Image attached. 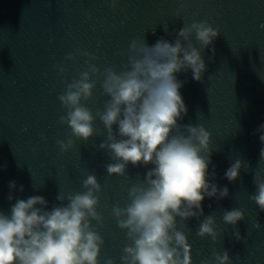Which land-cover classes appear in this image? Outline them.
I'll return each instance as SVG.
<instances>
[{"label": "water", "instance_id": "water-1", "mask_svg": "<svg viewBox=\"0 0 264 264\" xmlns=\"http://www.w3.org/2000/svg\"><path fill=\"white\" fill-rule=\"evenodd\" d=\"M181 3L187 4V10L177 18ZM205 19L221 34L214 44L215 56L211 48L202 53L207 66L202 82L194 80L190 70L177 74L186 81L180 91L188 108V115L178 123L203 124L212 133L217 173L212 182L227 186L230 195L219 201L206 197L202 202L205 216L214 215L222 230L220 244H214L211 237L197 236L195 218L187 221L193 262L210 259L216 248L228 250L234 264H264V212L249 198L256 192L254 170L264 176V160H260L264 145L259 134H252L264 124V28L260 27L264 0H120L115 11L109 0H0V210L10 212L15 203L7 199L10 191L18 199L43 196L50 210L59 203V191H85L82 181L95 174L103 188L98 211L105 217L103 226L93 221L106 241L101 264L105 257L121 264L123 248L130 241L113 218L112 207L127 204L128 188L143 179L148 169L129 165L131 181L109 176L103 165L112 161L105 151L92 147V140H77L75 148L60 151L57 141L66 140L71 130L58 123L66 114L58 100L66 85L54 65L64 63L71 82L87 70L88 57L77 56L75 61L65 57L83 49L99 57L93 63L101 71L107 66L120 71L128 63L133 39L144 36L150 46L161 37L174 43L175 33L184 24ZM101 84L94 89L95 99L86 104L93 113L103 110L108 99ZM94 127L98 132L103 129L98 117ZM102 139L99 135L93 138L97 144ZM236 159H243L245 167L250 163L251 168L242 170L232 183L224 174ZM13 180L16 190L9 189ZM21 184L23 192L19 191ZM33 184L43 185L37 191ZM233 208L245 212L246 219L237 226L246 244L237 241L232 227L223 222V211ZM256 221L261 224L258 229L253 227Z\"/></svg>", "mask_w": 264, "mask_h": 264}, {"label": "clouds", "instance_id": "clouds-1", "mask_svg": "<svg viewBox=\"0 0 264 264\" xmlns=\"http://www.w3.org/2000/svg\"><path fill=\"white\" fill-rule=\"evenodd\" d=\"M119 2L109 0V6L115 11ZM186 10L187 4L181 3L177 18ZM164 27L167 31V26ZM260 27L264 28V24ZM152 31L155 34V28ZM220 34L205 19L184 24L175 33L174 43L161 37L150 46L144 36L133 39L128 63L120 71L114 66L101 71L93 63L99 59L97 55L77 49L65 59L88 57L87 70L71 82L67 79L66 65H54L66 85L58 96L66 114L59 117L58 123L71 130L66 140L57 141L60 151L67 153L75 148L77 140H92V147L105 151L112 161L103 165L109 176L119 175L131 181L129 165L148 169L143 179L128 188L127 204L112 207L113 218L130 241L123 248L121 264H194L187 224L191 218L198 221V237H211L214 244L221 243L223 233L218 230L216 217L205 216L202 202L206 197L222 200L229 197L230 191L227 186L221 188L212 182L217 177L212 161V133L203 124L178 123L188 115V108L180 91L186 81L177 77L190 70L192 78L202 82L207 70L202 53L211 48L215 56L214 44ZM101 81L108 99L103 110L93 113L86 104L95 99L94 89ZM97 117L103 124L99 132L94 127ZM252 134H259L264 145V124ZM97 135L103 137L99 144L93 140ZM41 138L47 139L43 134ZM260 160H264V147ZM250 168V163L245 167L243 159H236L224 178L235 183L241 171L248 172ZM253 183L256 192L249 198L264 212V176L258 169L254 170ZM42 185L33 184V188L38 191ZM82 186L85 189L82 192L59 191L56 197L59 203L50 210L43 196L18 199L10 191L7 199H15V203L10 212L0 210V264H101L106 241L93 221L101 226L105 223L104 215L98 211L103 188L95 174H88ZM9 189H17L16 181H9ZM19 191H24L22 184ZM222 219L232 227L235 239L246 244L237 226L246 219L245 212L239 208L225 209ZM253 227L258 229L261 224L256 221ZM103 264L116 261L105 257ZM201 264H234V261L228 250L221 252L214 248L212 257Z\"/></svg>", "mask_w": 264, "mask_h": 264}]
</instances>
